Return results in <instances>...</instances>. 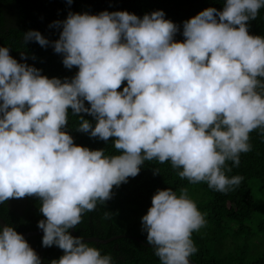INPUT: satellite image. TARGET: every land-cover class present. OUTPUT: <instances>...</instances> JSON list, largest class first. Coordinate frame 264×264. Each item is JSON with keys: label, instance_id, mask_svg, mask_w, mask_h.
Instances as JSON below:
<instances>
[{"label": "clouds", "instance_id": "9594fccd", "mask_svg": "<svg viewBox=\"0 0 264 264\" xmlns=\"http://www.w3.org/2000/svg\"><path fill=\"white\" fill-rule=\"evenodd\" d=\"M262 7L264 0H224L223 10L209 7L184 21L183 41L174 39L179 28L162 10L143 18L70 12L51 25L62 26L51 42L55 53L66 68H78L70 81L48 78L0 46V204L41 201L42 246L64 253L51 264H112L69 229L145 161L170 162L181 179L217 192L240 185L243 177L226 174L227 162L239 166L252 149L250 133L264 134V36L248 31ZM23 39L50 43L35 30ZM69 109L80 118L77 131L112 138L119 154L75 144L65 130ZM141 224L160 264H190L192 234L206 220L186 188L179 196L166 188L153 195ZM0 264L42 261L22 234L2 226Z\"/></svg>", "mask_w": 264, "mask_h": 264}, {"label": "trees", "instance_id": "16d2710c", "mask_svg": "<svg viewBox=\"0 0 264 264\" xmlns=\"http://www.w3.org/2000/svg\"><path fill=\"white\" fill-rule=\"evenodd\" d=\"M223 10L224 0H0V46L8 47L10 55L18 62L27 63L41 70L48 78L69 81L78 72L77 67L66 68L63 55L57 54L52 46L59 39L61 27L51 26L55 21H64L71 13L98 15L103 11H127L143 18L145 14L162 10L165 19L175 23L179 31L174 39L183 41V23L206 8ZM30 30L39 31L50 43L46 47L35 41L25 43L23 36ZM250 35L264 36V7L259 10L255 20L248 22ZM24 53L25 59L21 58ZM126 86V82L121 87ZM86 107H90L85 102ZM93 126L92 116L81 113ZM80 118L69 109L68 126L65 129L77 145L92 150L104 149L105 155H118L113 139L108 142L91 138L89 134L77 131ZM251 151L242 153L239 166L231 161L226 172L229 177L241 176L238 187L227 193L210 189L206 182L191 184L181 179L170 162L145 161L139 174L129 178L127 183L113 188L112 199L106 204H97L94 211L86 212L80 224L74 228L80 236H97L102 239L115 237L107 242H87L97 248L101 255H109L112 264H160L154 249L147 243V233L142 230L141 218L151 207L153 195L158 189L171 188L180 195L186 188L199 211L204 215L206 224L192 234L197 248L189 259L192 264H264V246L249 254V242L264 233V218L258 215L257 199L251 193L250 183L256 181L264 195V134L260 130L250 133ZM158 168L160 174H153ZM41 201L36 197L10 199L0 204V217L7 226L17 232L38 228V222L45 219L40 212ZM109 217L105 218V213ZM258 216L260 220H254ZM251 225H254L252 227ZM136 236L139 240L134 239ZM43 234L26 237V241L41 258L42 264H51L64 253L56 246H42ZM225 240L233 245L226 250ZM253 241V240H252ZM86 242V241H85Z\"/></svg>", "mask_w": 264, "mask_h": 264}, {"label": "rangeland", "instance_id": "374dc122", "mask_svg": "<svg viewBox=\"0 0 264 264\" xmlns=\"http://www.w3.org/2000/svg\"><path fill=\"white\" fill-rule=\"evenodd\" d=\"M250 187H251V193L253 195V197H255L257 199V203H258V215L259 212L261 211L262 216L264 218V195L261 192L259 185L256 183V181H251L250 183ZM256 220H260L258 219V216L255 217L254 219ZM252 227H254V225H251ZM261 236H258L254 239H252L249 242V254L253 253L254 251H258L260 250L263 246H264V233L263 234H258ZM225 248L226 250H230L232 249L233 245L230 243V241L225 240Z\"/></svg>", "mask_w": 264, "mask_h": 264}, {"label": "water", "instance_id": "95a60500", "mask_svg": "<svg viewBox=\"0 0 264 264\" xmlns=\"http://www.w3.org/2000/svg\"><path fill=\"white\" fill-rule=\"evenodd\" d=\"M2 226H7V224L5 223V221L3 220V218L0 217V227ZM69 232L71 235H73L74 237H81L84 241L86 242H90V241H95V242H107L115 237H119L121 235H125V234H119V235H116L114 237H110V238H107V239H102V238H99L97 236H80L78 235L74 228L73 229H69ZM20 234H22L24 236V238L26 237H30V236H34V235H40V234H43V231L40 229V228H37V229H33V230H28V231H23V232H18ZM134 239L136 240H139L138 237L136 236H132ZM190 264H192V262L190 261Z\"/></svg>", "mask_w": 264, "mask_h": 264}]
</instances>
